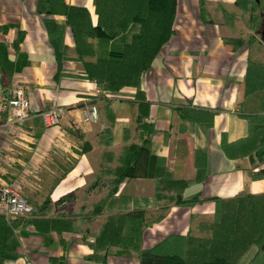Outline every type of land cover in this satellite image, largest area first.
I'll return each instance as SVG.
<instances>
[{
    "label": "crops",
    "instance_id": "1",
    "mask_svg": "<svg viewBox=\"0 0 264 264\" xmlns=\"http://www.w3.org/2000/svg\"><path fill=\"white\" fill-rule=\"evenodd\" d=\"M64 1L86 8L93 25L97 24L94 0ZM38 6L39 0H0L2 82L6 89L24 84L30 101V116L24 123L3 124L2 178L18 186L34 208L33 215L16 219L20 223L7 246L5 264H140L137 253L118 247H112L104 261L89 259L94 235L108 217L142 210L148 222L142 249L173 250L170 237L202 234L199 225L213 221L216 200L264 194V178L254 180L249 174L264 170V162L232 159L222 146L224 139L233 144L249 134L240 103L248 61H264V3L261 26L251 32L234 0H206L208 22L201 19L200 0H178L174 35L142 76V89L151 103L150 122L145 120L152 129L150 136L137 128L135 91L106 92L83 79L84 66L77 59L66 17L39 12ZM228 39L245 43L233 50L226 44ZM129 40L130 34L118 39ZM108 103L115 115L110 151L116 156L125 145H137L147 138L151 154L166 160L176 179L193 180L198 165L203 169V180L184 190L183 204L172 202L173 192L168 193L170 199L156 201L155 180L141 176L122 182L104 207L92 213V207L108 194L107 188L87 193L106 152L98 139L110 127ZM92 106L98 108V121L83 123V111ZM247 106L250 110L254 104ZM53 108L62 109L61 122L47 128L42 115ZM188 108L214 113L212 126L185 119L182 111ZM198 152L204 158L196 161ZM48 199L51 204L38 212L36 207ZM34 214L45 219L70 218L81 231L38 233L26 221ZM256 251L253 247L239 264H248Z\"/></svg>",
    "mask_w": 264,
    "mask_h": 264
},
{
    "label": "trees",
    "instance_id": "2",
    "mask_svg": "<svg viewBox=\"0 0 264 264\" xmlns=\"http://www.w3.org/2000/svg\"><path fill=\"white\" fill-rule=\"evenodd\" d=\"M234 3L242 10L249 30L258 31L261 26L260 0H234ZM177 4L178 0H94L98 18L96 25H93L86 8L68 5L64 0H39L38 11L66 17L67 25L73 33L77 59L84 66L83 79L94 82L106 92L124 89L135 91L137 128L145 136H150L152 129L145 120L149 117L151 103L142 89V76L151 70L155 59L174 35ZM205 4L206 0H200L201 19L208 22ZM136 26L139 27L133 32ZM129 34V41H118ZM252 39L253 36H249L250 42ZM244 43L243 39L226 40V44L233 50H239ZM242 91L240 115L248 121L249 134L233 144H228L224 139L222 146L232 159L248 158L253 163L261 164L264 162V61H248ZM250 103L254 106L249 110L247 104ZM105 110L110 127L101 133L98 140L106 152L87 193L107 188L108 194L106 199L92 207V213L104 207L122 182L141 176L155 180L156 201L170 199L168 193L173 192L172 202L183 204L184 190L203 180V169L198 165L197 177L193 180L176 179L167 167L166 160L151 154L147 138L137 145H125L116 156L110 151L115 123L110 103ZM182 116L204 127H211L214 113L188 108L182 111ZM128 135L129 131L126 130V142ZM202 158L204 155L198 152L196 161ZM249 174L254 180L264 178V170L257 173L250 170ZM196 202H199L198 199L190 204ZM215 203L213 221L199 225L202 234L170 237L168 242L175 249L166 251L162 248L149 251L142 249V236L148 226L142 210L112 215L94 235L95 241L91 244L93 253L89 259L104 261L108 251L118 247L123 251L137 253L140 264H239L256 247L257 251L248 264H264V194H242L228 200H216ZM50 204L48 199L36 210L41 212ZM26 221L41 234L57 232L61 235L63 232L81 231L70 218L45 219L34 214ZM19 223L20 220L10 221L0 216V264H5L7 246L15 236Z\"/></svg>",
    "mask_w": 264,
    "mask_h": 264
},
{
    "label": "built area",
    "instance_id": "3",
    "mask_svg": "<svg viewBox=\"0 0 264 264\" xmlns=\"http://www.w3.org/2000/svg\"><path fill=\"white\" fill-rule=\"evenodd\" d=\"M63 111L53 108L43 113L45 127L60 125ZM30 116V101L27 88L24 84L15 83L6 89L2 82L0 71V133L3 124L17 126L24 123ZM99 119V111L96 106L83 111V123H96ZM150 122L149 119H146ZM4 167L0 165V216L13 221L33 215L34 208L22 194L21 189L15 184L3 180Z\"/></svg>",
    "mask_w": 264,
    "mask_h": 264
},
{
    "label": "rangeland",
    "instance_id": "4",
    "mask_svg": "<svg viewBox=\"0 0 264 264\" xmlns=\"http://www.w3.org/2000/svg\"><path fill=\"white\" fill-rule=\"evenodd\" d=\"M260 2H261V6L263 7L264 0H260Z\"/></svg>",
    "mask_w": 264,
    "mask_h": 264
}]
</instances>
